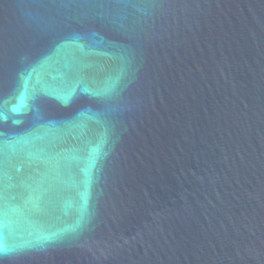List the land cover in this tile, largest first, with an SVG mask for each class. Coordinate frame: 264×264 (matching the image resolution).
I'll return each mask as SVG.
<instances>
[{
    "label": "water",
    "instance_id": "water-1",
    "mask_svg": "<svg viewBox=\"0 0 264 264\" xmlns=\"http://www.w3.org/2000/svg\"><path fill=\"white\" fill-rule=\"evenodd\" d=\"M0 264H264V0H0Z\"/></svg>",
    "mask_w": 264,
    "mask_h": 264
}]
</instances>
